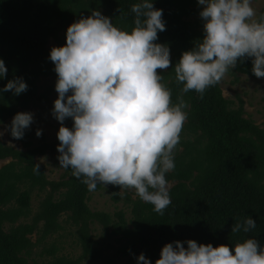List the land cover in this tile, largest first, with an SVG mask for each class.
Returning <instances> with one entry per match:
<instances>
[{"label":"trees","instance_id":"16d2710c","mask_svg":"<svg viewBox=\"0 0 264 264\" xmlns=\"http://www.w3.org/2000/svg\"><path fill=\"white\" fill-rule=\"evenodd\" d=\"M141 0H0V58L8 69L0 78V88L15 77H22L27 91L14 95L0 94V121L25 111L32 102H48L54 86L40 91L41 76H57L50 59V39L58 46L66 44L67 29L81 17L100 10L115 26L131 32L135 14L131 7ZM163 10L166 30L158 33L157 43L170 48L171 67L161 72L163 83L171 89L172 101L182 84L175 80L174 67L182 53L191 50L204 37V21L190 18L200 10L198 0H153ZM264 15V6L259 16ZM237 72L256 77L252 60L238 62ZM58 77V76H57ZM190 105L183 126L175 169L166 174L173 183L171 204L160 215L151 204L135 197L133 190L109 185L114 201H123L131 209L127 218L121 209L115 214L93 211L88 201L93 191L82 178L65 169L59 180H50L46 168L37 156L56 151V143L32 146L30 132L19 139L24 149L0 140V264H82L84 259H104L107 264H119L116 259L127 257L124 264H137L141 253L155 264L166 243L194 239L213 246L229 245L246 238L257 239L264 247V127L245 116L244 101L225 97L218 83L209 88L203 98L195 91L184 94ZM65 123L73 122L67 118ZM101 184L95 190H99ZM34 190L45 192L38 210L30 221H21L31 214ZM94 190V191H95ZM38 193V194H39ZM76 229L73 235L82 253L76 258L58 254L54 243L44 245L38 260L34 249L54 233L64 228L61 217ZM251 216L256 228L249 233H232V226ZM19 222V223H18ZM102 226L104 235L116 237L119 245L112 256H105L93 234V225ZM9 225L8 228L6 225ZM38 237L34 241L33 234ZM120 235V236H118Z\"/></svg>","mask_w":264,"mask_h":264},{"label":"clouds","instance_id":"9594fccd","mask_svg":"<svg viewBox=\"0 0 264 264\" xmlns=\"http://www.w3.org/2000/svg\"><path fill=\"white\" fill-rule=\"evenodd\" d=\"M202 6L204 37L182 53L175 64V80L183 87L172 101L161 72L171 65L170 48L157 43L166 30L163 10L153 0L131 7L135 14L131 32L115 26L100 10L81 17L67 29L66 44L54 46L58 97L52 115L60 122L58 160L82 178L89 191L98 184L134 190L144 203L160 215L171 204V184L166 174L175 169V152L188 119L190 105L184 94L205 92L222 81L238 62L252 60V72L264 78V15L257 18L252 0H198ZM161 70L158 72L157 70ZM8 69L0 58V78ZM28 85L15 77L0 88L20 95ZM72 118L73 126L64 124ZM32 112L14 115L0 138L10 131L22 139L33 123ZM3 122L0 121V124ZM36 135H42L38 129ZM39 174V163L34 167ZM256 221L248 216L232 226V233H249ZM166 243L155 264H264V247L254 238L235 244L213 246L194 239ZM137 264H152L144 253Z\"/></svg>","mask_w":264,"mask_h":264},{"label":"rangeland","instance_id":"374dc122","mask_svg":"<svg viewBox=\"0 0 264 264\" xmlns=\"http://www.w3.org/2000/svg\"><path fill=\"white\" fill-rule=\"evenodd\" d=\"M252 6L257 12V18L259 12L264 6V0H252ZM200 10L193 14L190 18L203 21L200 17V12L202 6L199 5ZM50 48L57 46V43L54 39H50L49 45ZM57 76H41L39 78L38 84L40 86V91L45 90L48 86L53 85L54 90L49 96L48 102H39L35 101L30 104V106L25 109V112H32L34 115V120L31 126L28 128L30 132V141L32 146L39 145L41 143H56V151H48L44 155L37 156L36 160L39 164H43L46 168V174L50 180H59L62 174L65 171V168L60 167V162L58 160L59 152L58 145L60 141L58 140V131L60 128V122L52 115V109L54 107V101L58 97L55 85L57 82ZM220 85L223 89L225 97H228L239 103L240 99L244 101V110L245 116L252 118L257 124L264 127V78L251 77L246 74L237 72L235 69H230L225 77L220 82ZM14 116H11L6 119V121L0 124V128H7L10 125ZM66 126L71 128L73 122L65 123ZM38 129L42 130V135L37 136L36 132ZM1 141L4 143L14 145L20 149H24V144L19 139H14L10 131H5V134ZM8 160H4L0 163V166L7 163ZM171 187L173 183L170 182ZM134 191V190H133ZM38 190H34L31 198V214L28 218L21 219L22 221H30L33 214L38 210L41 200L45 197V192L39 193ZM112 192L110 191L109 185L106 187L101 184L99 190H95L91 193L88 204L93 211H105L111 214H115L119 210L123 209L127 218L132 216L131 209L123 201H114L111 197ZM136 197V196H135ZM66 215L61 217V222L64 225V228L58 233L47 238L45 243H41L38 247L34 249L35 257L38 260H48L49 257L46 255L40 256V252L43 250L44 245L49 246V244L54 243L59 247L58 254H64L68 257L76 258L81 255L82 247L77 244L76 238L73 235L75 232L74 226L65 222ZM19 223V222H18ZM8 228V224L6 225ZM93 234L97 241H99V246L103 249L104 255L109 257L112 256L115 252V248L119 243L115 240L116 237L108 238L104 235L102 226L98 223L93 225ZM34 241L37 239L38 234L34 233ZM120 236V235H118ZM127 260V257L116 259L115 262L119 264H124ZM82 264H107L104 259H99L96 261H90L84 259Z\"/></svg>","mask_w":264,"mask_h":264}]
</instances>
